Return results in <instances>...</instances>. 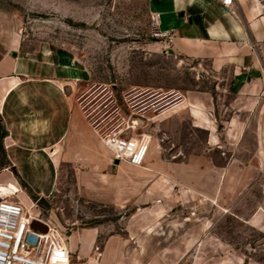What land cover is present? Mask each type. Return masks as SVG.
<instances>
[{
    "label": "crops",
    "instance_id": "crops-1",
    "mask_svg": "<svg viewBox=\"0 0 264 264\" xmlns=\"http://www.w3.org/2000/svg\"><path fill=\"white\" fill-rule=\"evenodd\" d=\"M146 1L150 12L160 15L161 29L172 35L165 47L173 55L207 63L214 74L229 80L223 91L232 96L222 112L226 118L216 114L212 96L203 92H189L154 116L159 129L168 119L180 123L186 118L192 128L206 133V151L187 161L164 159L153 137L142 166L115 164L68 94L66 67L51 54L24 51L22 20L0 1V116L13 171H0V188L14 191L22 203L20 195L26 196L32 206L21 179L40 197L42 219L53 220L46 199L58 191L61 167L70 165L80 190L95 203L135 208L123 233L105 235L99 226L71 229L66 241L72 264H180L175 249L158 247L152 254L144 240L156 238L166 222L191 224L194 217L208 222L201 211L209 207L216 214L246 210L242 200L254 190L260 201L247 217H237L264 229V16L254 0H235L230 8L218 0ZM210 154L230 159L219 165ZM174 209L179 215H171ZM33 228L43 230L37 223ZM184 238L185 248L193 244L191 229L185 227ZM206 243H201L203 252L224 248Z\"/></svg>",
    "mask_w": 264,
    "mask_h": 264
},
{
    "label": "rangeland",
    "instance_id": "rangeland-1",
    "mask_svg": "<svg viewBox=\"0 0 264 264\" xmlns=\"http://www.w3.org/2000/svg\"><path fill=\"white\" fill-rule=\"evenodd\" d=\"M0 1L15 9L22 20L24 51L48 53L61 60L69 75L65 82L67 92L95 132L146 135L151 137V143L155 137L162 147V156L168 160L187 161L206 151V133L192 128L188 119L183 118L180 123L168 119L159 129L154 116L180 102L189 92L210 94L216 114L224 116V106L232 99L223 93L229 80L214 74L207 63L173 55L165 47L166 41L157 37L146 0ZM171 150L177 154H170ZM210 155L219 165L230 159ZM3 163L4 154L0 152V165ZM11 166L5 169L13 173ZM18 182L38 204L40 197L23 186L21 179ZM58 184L54 198L46 199V204L54 222L66 233L90 226L104 228L105 235L125 232L126 220L135 208L95 203L80 190L76 170L70 165L61 167ZM0 191L6 196L14 192L7 187ZM20 199L30 206L26 196L20 195ZM260 199V192L254 190L242 200L247 211L228 209L221 215L209 207L201 211L203 217H209L208 222L195 217L191 224L166 222L164 231L155 232L156 238L144 240L145 246L152 254L158 247L175 249L176 258H182L180 264H264V229L254 228L237 217H247L249 208ZM177 211L174 209L171 215H179ZM185 227L191 229L193 236V244L186 248ZM205 231L208 237L204 236ZM202 242L209 246L216 242L224 248L203 252Z\"/></svg>",
    "mask_w": 264,
    "mask_h": 264
},
{
    "label": "built area",
    "instance_id": "built-area-1",
    "mask_svg": "<svg viewBox=\"0 0 264 264\" xmlns=\"http://www.w3.org/2000/svg\"><path fill=\"white\" fill-rule=\"evenodd\" d=\"M225 8L234 6L235 0H218ZM260 16H264V0H254ZM157 37L172 42V35L160 27V15L153 14ZM22 33V32H19ZM134 123V122H133ZM96 133L112 153L113 159L132 166H142L151 145V137ZM38 204L28 207L18 194L0 192V264H72L67 246V233L54 220L44 221ZM43 226L35 230L34 224Z\"/></svg>",
    "mask_w": 264,
    "mask_h": 264
},
{
    "label": "trees",
    "instance_id": "trees-1",
    "mask_svg": "<svg viewBox=\"0 0 264 264\" xmlns=\"http://www.w3.org/2000/svg\"><path fill=\"white\" fill-rule=\"evenodd\" d=\"M0 131H1V134H0V152H1V154H4V158H5V163L0 165V171H2L3 169L7 168L8 166H11V163L7 158L6 149L4 146V139L8 136V131L6 130V127L2 121L1 116H0ZM23 186L27 187L26 184H23ZM90 227H92V226H90Z\"/></svg>",
    "mask_w": 264,
    "mask_h": 264
},
{
    "label": "water",
    "instance_id": "water-1",
    "mask_svg": "<svg viewBox=\"0 0 264 264\" xmlns=\"http://www.w3.org/2000/svg\"><path fill=\"white\" fill-rule=\"evenodd\" d=\"M118 163H120V162H119L118 160H115V164H118ZM38 206H39L40 208H43V207H44L42 202H38ZM35 225H36V224H34L33 227H34Z\"/></svg>",
    "mask_w": 264,
    "mask_h": 264
},
{
    "label": "bare ground",
    "instance_id": "bare-ground-1",
    "mask_svg": "<svg viewBox=\"0 0 264 264\" xmlns=\"http://www.w3.org/2000/svg\"><path fill=\"white\" fill-rule=\"evenodd\" d=\"M9 189V188H8ZM11 190V189H10ZM1 192V191H0ZM5 193H7V192H5ZM8 196H14V192H11V193H9V195Z\"/></svg>",
    "mask_w": 264,
    "mask_h": 264
}]
</instances>
